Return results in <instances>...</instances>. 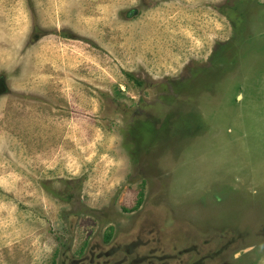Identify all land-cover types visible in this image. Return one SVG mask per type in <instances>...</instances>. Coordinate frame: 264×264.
<instances>
[{
  "label": "rangeland",
  "instance_id": "1",
  "mask_svg": "<svg viewBox=\"0 0 264 264\" xmlns=\"http://www.w3.org/2000/svg\"><path fill=\"white\" fill-rule=\"evenodd\" d=\"M96 231L264 264V0H0V264Z\"/></svg>",
  "mask_w": 264,
  "mask_h": 264
},
{
  "label": "flooded vegetation",
  "instance_id": "2",
  "mask_svg": "<svg viewBox=\"0 0 264 264\" xmlns=\"http://www.w3.org/2000/svg\"><path fill=\"white\" fill-rule=\"evenodd\" d=\"M107 237L106 232L96 231L94 240L87 247L83 242L79 247L80 255L71 258L67 264H155L154 261L160 260L157 255L139 249L140 244L145 245L140 237L117 243L110 238L107 241Z\"/></svg>",
  "mask_w": 264,
  "mask_h": 264
},
{
  "label": "trees",
  "instance_id": "3",
  "mask_svg": "<svg viewBox=\"0 0 264 264\" xmlns=\"http://www.w3.org/2000/svg\"><path fill=\"white\" fill-rule=\"evenodd\" d=\"M124 75H125L127 78L131 79L134 83H136V84H139V83H140L139 80L133 78L128 72H124Z\"/></svg>",
  "mask_w": 264,
  "mask_h": 264
}]
</instances>
